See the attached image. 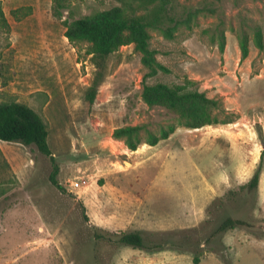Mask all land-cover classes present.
<instances>
[{
  "label": "rangeland",
  "instance_id": "374dc122",
  "mask_svg": "<svg viewBox=\"0 0 264 264\" xmlns=\"http://www.w3.org/2000/svg\"><path fill=\"white\" fill-rule=\"evenodd\" d=\"M0 1L8 26L0 27V103L41 116L62 187L35 146L0 141V264H264V0H177L172 36L149 30L166 68L149 78L133 45L99 61L88 42L64 36L69 17L117 1L73 2L61 18L52 0ZM144 84L204 93L219 123L178 124L173 111L143 101ZM171 123L168 139L135 151L113 135L127 126L158 135ZM227 218L246 225L217 233ZM120 232L162 247L106 239Z\"/></svg>",
  "mask_w": 264,
  "mask_h": 264
},
{
  "label": "trees",
  "instance_id": "16d2710c",
  "mask_svg": "<svg viewBox=\"0 0 264 264\" xmlns=\"http://www.w3.org/2000/svg\"><path fill=\"white\" fill-rule=\"evenodd\" d=\"M86 0H52V12L56 18H61L62 11L68 9L71 13L73 2ZM103 1V0H99ZM120 6L98 11L87 17L65 20L64 36L76 44L88 42V54L93 59L103 61L120 47L133 45L141 55V63L147 69L145 78L153 77L158 72H166L159 64L155 51L150 48V29L161 30L165 37L170 38L181 21L176 17L175 3L177 0H115ZM18 10L12 11L16 16ZM0 27L8 29L0 1ZM255 41L261 47L262 35L255 31ZM242 58L247 57L246 42L242 41ZM143 101L150 107L160 106L173 111L177 115L178 124L196 129L219 123L213 110L217 103L197 90L183 91L180 88L169 87L166 84L143 85L141 93ZM226 123V122H225ZM173 123L161 129L157 135L143 126H127L114 131V137L123 139L130 151H135L140 144L157 145L166 140L175 131ZM48 131L41 116L31 107L11 100L0 103V141L17 142L24 146H35L43 155L48 156L53 164L50 182L62 190L57 180L58 166L47 142ZM263 154V153H262ZM1 156V153H0ZM262 165L258 166L251 179L246 184L249 191L257 188ZM242 220L227 218L218 227L217 233L243 226ZM97 237H100L99 235ZM110 242L123 244L139 249H158L161 244L146 245L140 233L120 232L116 238L106 237ZM195 264L198 258L194 259Z\"/></svg>",
  "mask_w": 264,
  "mask_h": 264
},
{
  "label": "built area",
  "instance_id": "2783aa9c",
  "mask_svg": "<svg viewBox=\"0 0 264 264\" xmlns=\"http://www.w3.org/2000/svg\"><path fill=\"white\" fill-rule=\"evenodd\" d=\"M72 186L75 187V188H76V187H79V183H78V182H73V183H72Z\"/></svg>",
  "mask_w": 264,
  "mask_h": 264
}]
</instances>
